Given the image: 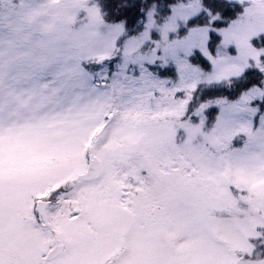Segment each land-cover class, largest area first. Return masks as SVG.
<instances>
[{"label": "snow or ice", "instance_id": "snow-or-ice-1", "mask_svg": "<svg viewBox=\"0 0 264 264\" xmlns=\"http://www.w3.org/2000/svg\"><path fill=\"white\" fill-rule=\"evenodd\" d=\"M0 264H264V0H0Z\"/></svg>", "mask_w": 264, "mask_h": 264}]
</instances>
